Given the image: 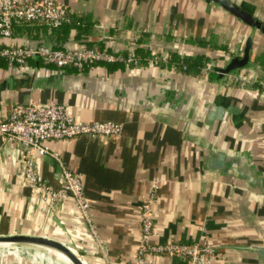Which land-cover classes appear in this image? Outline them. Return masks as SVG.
I'll return each mask as SVG.
<instances>
[{
    "label": "crops",
    "instance_id": "1",
    "mask_svg": "<svg viewBox=\"0 0 264 264\" xmlns=\"http://www.w3.org/2000/svg\"><path fill=\"white\" fill-rule=\"evenodd\" d=\"M57 1L74 18L84 19L79 27L49 36L45 22H30L33 26L25 33L15 29L14 43L39 42L44 37L58 48L98 47L126 54L130 46H143L152 55L167 57L170 51L181 56L207 53L212 60L205 67L210 69L204 73V67L200 75H192L176 65L151 64L150 58L145 65L115 63L110 71L100 63L77 71L59 70L36 58L23 67H11L0 58V118L14 104L60 102L79 120L123 124L121 135L114 139L81 136L48 142L64 165L82 179L89 203L86 221L93 237L71 198L50 207L29 185L20 167V159L29 152L0 136V234L47 235L72 245L86 264H127L135 259L140 244L144 197L157 186L153 242L210 243L220 250L217 264H264L253 249L264 247V191L235 171H212L205 166L213 145L246 154L257 175L264 178V35L255 36L253 68L239 70L221 83L210 82L208 73L225 64L250 33L249 27L214 4L205 0ZM247 1L264 16V0ZM190 39L214 41L224 49H209ZM79 73L168 82L180 88L186 100L191 95L192 106L177 115L123 108L56 85L63 74ZM214 101L232 110L210 127L205 117ZM36 161L42 178L55 189L63 187L61 166L56 168L39 155ZM50 211L55 218L48 215ZM49 257L37 263L28 254L15 252L1 254L0 264H68ZM151 259L154 264H190L183 257L166 254H154Z\"/></svg>",
    "mask_w": 264,
    "mask_h": 264
},
{
    "label": "built area",
    "instance_id": "2",
    "mask_svg": "<svg viewBox=\"0 0 264 264\" xmlns=\"http://www.w3.org/2000/svg\"><path fill=\"white\" fill-rule=\"evenodd\" d=\"M71 13L66 5L57 0H0V58L11 67H23L36 56L43 64L57 69L84 71L96 64L123 63L137 66L139 58L136 47L130 46L126 54L98 47L58 48L54 42H46L44 37L39 42L15 44L14 32L17 24L23 22H45L51 36L56 27L70 22ZM32 40V37H28ZM162 59L167 64V56L160 58L155 54L151 64ZM204 68V73L209 71ZM123 124L114 120H97L93 122L75 118L69 107L59 102L14 104L5 118H0V136L21 143L28 155L20 159L21 174L25 180L40 193L50 207L72 198L86 219L89 203L84 191L81 177L67 168L58 152L50 149L48 142L71 140L76 137L114 139L121 135ZM31 148V150H30ZM48 155L60 164L64 184L55 189L37 170L36 155ZM156 187L144 197L141 206V238L135 259L127 264H154L151 256L166 254L187 259L190 264H217L220 250L210 243H184L175 240L153 242L155 236L153 203ZM87 220V219H86Z\"/></svg>",
    "mask_w": 264,
    "mask_h": 264
},
{
    "label": "water",
    "instance_id": "3",
    "mask_svg": "<svg viewBox=\"0 0 264 264\" xmlns=\"http://www.w3.org/2000/svg\"><path fill=\"white\" fill-rule=\"evenodd\" d=\"M205 1L214 4L219 10L231 15L250 28V33L244 43L236 46L233 55L229 56L225 64L213 67V70L208 73L207 78L210 82L221 83L229 75H233L239 70L254 67V64L251 62V53L256 34L264 35V16L247 0ZM36 59L39 60V57L36 56ZM56 85L63 90L89 95L123 108H144L177 115L190 109L192 106L191 95L186 100L185 96L181 95V90L177 86L168 82H160L138 76L116 78L87 73L63 74L57 80ZM230 110H232L231 107H226L217 101L212 102L208 108L205 123L212 127L215 120H222L226 112ZM18 144L22 148H25L23 144ZM39 156L46 158L56 168L60 169V164L54 158L48 155ZM205 166L212 171L225 173L235 171L244 180L253 186H258L264 191V178L257 175L249 157L244 153H232L211 145L208 148ZM31 203L35 209L38 208L34 201H31ZM75 204L78 208L76 202ZM78 212L84 227L88 230L89 235L93 237L88 222L81 214L79 208ZM48 215L51 218H55L51 211ZM0 245L33 247L46 251L48 249L51 252L64 255L72 264H86L72 245L64 240L47 235L25 233L0 234ZM253 249L264 259V247L254 246Z\"/></svg>",
    "mask_w": 264,
    "mask_h": 264
},
{
    "label": "trees",
    "instance_id": "4",
    "mask_svg": "<svg viewBox=\"0 0 264 264\" xmlns=\"http://www.w3.org/2000/svg\"><path fill=\"white\" fill-rule=\"evenodd\" d=\"M72 16V15H71ZM84 19L82 18H74L72 16V19L70 22L64 23L63 25L54 28L53 32L54 34L59 35V33L67 34L72 27H79L78 24L80 25L83 22ZM33 23L30 22H23L20 24H17L15 29L16 31H20L21 33H25V31L32 27ZM16 32H14L15 34ZM192 43H196L197 45H203L209 49H224V47L219 46L216 42L214 41H202V40H197V39H190L189 40ZM3 45V44H0ZM136 54L139 58V64L140 65H145L148 64L150 58H153L154 55L151 54V51L146 49L143 46H137L136 47ZM159 58L161 57V54H156ZM212 60V56L207 54V53H197L194 55H185L181 56L177 54L175 51H170L167 57V64L162 60L159 59L158 63L165 66L167 65L168 67H172L173 65H176V67L184 72H187L192 75H200L202 72V69L207 65L208 62ZM111 70H114L115 67L117 66L115 63L113 64H107ZM130 66H133L131 64Z\"/></svg>",
    "mask_w": 264,
    "mask_h": 264
},
{
    "label": "rangeland",
    "instance_id": "5",
    "mask_svg": "<svg viewBox=\"0 0 264 264\" xmlns=\"http://www.w3.org/2000/svg\"><path fill=\"white\" fill-rule=\"evenodd\" d=\"M16 247L17 246H6L5 248L0 247V255L1 254L11 255V254H14L15 252H17L18 254H20V253L28 254V256H30V258L37 263H39V261L43 262L46 255L52 257L56 261H62V259L59 258V256L56 255L54 252H49V251L44 250V252L46 254V255H44V254L39 253V252H37V253H33V252H29V251L27 252L25 249L22 250V249H19L18 247L17 248Z\"/></svg>",
    "mask_w": 264,
    "mask_h": 264
},
{
    "label": "bare ground",
    "instance_id": "6",
    "mask_svg": "<svg viewBox=\"0 0 264 264\" xmlns=\"http://www.w3.org/2000/svg\"><path fill=\"white\" fill-rule=\"evenodd\" d=\"M0 247H6V246H4V245H0ZM19 249H29V250H40V251H44V250H42V249H39V248H33V247H25V246H17ZM16 247V248H17ZM47 251H50V250H48L47 249ZM51 252V251H50ZM56 255H58L59 256V258H61V259H63L64 261H66L68 264H72L71 262H70V260L68 259V258H66L64 255H62V254H60V253H56V252H54ZM20 254H22V253H20ZM39 262H41V261H39ZM65 263V262H64Z\"/></svg>",
    "mask_w": 264,
    "mask_h": 264
}]
</instances>
